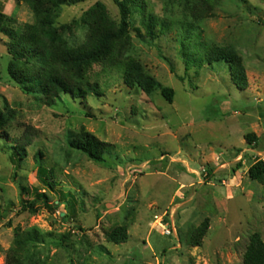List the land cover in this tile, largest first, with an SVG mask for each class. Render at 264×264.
<instances>
[{
	"label": "rangeland",
	"instance_id": "rangeland-1",
	"mask_svg": "<svg viewBox=\"0 0 264 264\" xmlns=\"http://www.w3.org/2000/svg\"><path fill=\"white\" fill-rule=\"evenodd\" d=\"M138 1L131 27L140 28L151 14L165 28L151 43L131 29L126 55L174 90L172 103L160 91L128 87L118 70L95 65L89 77L102 95H61L51 105L11 78L9 39L0 32V110L9 119L8 137H0V264L17 227L42 234L27 247L24 264H242L250 237L264 238V185L248 175L264 160V0H220L211 11L191 0ZM97 2L120 22L114 0L64 6L55 28L69 45L84 42L83 17ZM0 11L13 29L35 23L24 1L0 0ZM211 47L242 58L245 90L228 67L204 61ZM82 131L109 144L104 163L69 146ZM34 133L26 156L14 157L12 143ZM252 137L259 142L249 144ZM40 166L61 182L55 192L40 181ZM36 190L46 192L50 204L59 202L60 190L71 191L76 204L23 210ZM206 220L201 245H190ZM166 225L176 231L164 234ZM115 226H127L126 243L107 240Z\"/></svg>",
	"mask_w": 264,
	"mask_h": 264
},
{
	"label": "trees",
	"instance_id": "trees-1",
	"mask_svg": "<svg viewBox=\"0 0 264 264\" xmlns=\"http://www.w3.org/2000/svg\"><path fill=\"white\" fill-rule=\"evenodd\" d=\"M27 3L35 16V23L25 25L23 29H13L6 24L5 16L0 11V32L8 37V53L11 56L9 74L11 78L27 94L42 96L49 104L56 103L61 95L71 99L83 100L88 96L103 94L99 82L91 81L89 75L93 66L100 65L104 70H118L122 74L124 84L131 88L140 89L147 94L160 91L169 102H173L175 92L172 88L163 86L157 79L147 73L139 61L127 56L131 45V29L137 37L144 42H153L163 33V24L151 14L144 15L140 28H132L129 16L132 7H136L138 0H114L121 19L117 24L113 21L104 4L97 2L83 17V22L88 29L87 36L80 45L71 46L58 33L55 23L64 6H74L88 0H21ZM190 1V0H188ZM211 11L220 0H191ZM140 6V5H139ZM143 8V7H142ZM160 27V29H159ZM144 30V32H142ZM203 59V58H202ZM204 61L209 66L219 65L228 67L233 83L240 89L247 86V74L242 58L230 48L211 47L207 50ZM9 119L0 110L1 138H7L4 128ZM36 133L26 135L15 140L10 146L13 156L21 159L26 156V147L33 142ZM259 142V138L252 137L248 143ZM69 146L72 149L86 154L97 163H104L105 155L109 151V144L97 139L90 133L82 131L73 139ZM40 161L43 154L38 152ZM240 165V164H239ZM40 181L55 192L61 186L55 173L44 166L38 169ZM249 178L264 185V160H257L248 170ZM211 172L208 171V178ZM25 194L30 195L28 189ZM33 199L23 201V210H36V205L41 203L49 210L54 211L64 205L65 209L75 206L76 195L73 192L60 190L58 203H49L46 192H33ZM66 213L64 218H67ZM208 228V221L192 232L190 245L200 246ZM127 226H115L106 232L110 243L123 244L128 241ZM13 247L8 252L6 264H24V253L32 243H39L42 234L36 229H15ZM1 252V245H0ZM242 264H264V238L260 233L250 237L249 244L244 254Z\"/></svg>",
	"mask_w": 264,
	"mask_h": 264
},
{
	"label": "built area",
	"instance_id": "built-area-1",
	"mask_svg": "<svg viewBox=\"0 0 264 264\" xmlns=\"http://www.w3.org/2000/svg\"><path fill=\"white\" fill-rule=\"evenodd\" d=\"M176 229L174 228L173 225H166V226H163V232L164 234L166 235H171L173 232H175Z\"/></svg>",
	"mask_w": 264,
	"mask_h": 264
}]
</instances>
